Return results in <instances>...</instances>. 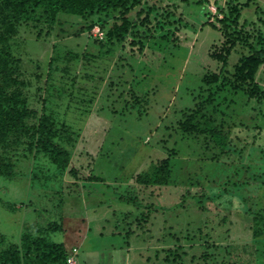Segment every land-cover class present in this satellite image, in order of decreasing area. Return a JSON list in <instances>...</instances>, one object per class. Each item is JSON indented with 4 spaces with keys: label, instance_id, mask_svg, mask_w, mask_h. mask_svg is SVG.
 Wrapping results in <instances>:
<instances>
[{
    "label": "rangeland",
    "instance_id": "rangeland-1",
    "mask_svg": "<svg viewBox=\"0 0 264 264\" xmlns=\"http://www.w3.org/2000/svg\"><path fill=\"white\" fill-rule=\"evenodd\" d=\"M196 1L188 0L189 5L182 10L186 26L175 31L179 39L177 42L172 40L171 33L155 32L158 37L164 33L165 42L158 39L152 45L146 44L142 54H133L129 47L108 55L101 53L98 45L92 42L93 37H90H95L97 28L90 31V36L89 33L78 37L66 35L72 32L66 19L61 24L65 31L60 32L58 26L50 36L43 32L41 37H37L30 23L19 28L10 44L13 54L20 58L21 75L27 82L24 89L26 96L39 110L41 100L38 97L49 98L53 102L49 110L59 115L61 125L74 132L70 136L76 142L71 148L67 144L65 146L71 158L69 167L62 173L56 172L51 165H45L43 159L24 160L18 157V180H0V233L14 240L19 230L28 225L27 221L42 227L53 221H62L65 231L56 232L51 238L64 242L68 248L77 246L79 255L76 259L79 264L82 258L88 264H156L154 249L166 248L169 243H173L171 237H162V232L160 234L157 229H153L163 219L170 224L175 218L180 231L185 229L188 218L189 221L197 222V225L203 224L206 219L208 224L204 232H212V238H215L208 241L221 245L216 251L212 247L208 249L213 257L204 263L199 258L204 251L203 242L197 240L185 264H219L225 247L233 243L241 245L246 241L251 242V231L247 228L249 220L231 213L228 220L222 223L214 213L219 203L213 201L208 202L207 206L214 212L205 215L194 207L180 210L179 218L174 217L175 210L165 215L152 214L153 225L145 230L138 229V233L135 229L140 237H131L129 245L124 244V231L129 221H122L121 212L133 210V214H138L139 211L121 203L117 197L124 193L128 184H136L130 181L135 173L146 169L150 162L156 163L165 157L167 150L175 145L179 185L181 177L186 176L184 171L195 172L201 167L212 172L215 168L213 156L217 157L220 152L213 142L204 137L181 136L165 127L174 126L182 119V113L188 112L211 90V86L202 81L203 75L208 70L218 72L221 66L208 58L211 44L219 41L220 36L206 23L216 22L225 0H207L202 5H196ZM177 2L147 0L144 6L168 4L172 7ZM255 6L264 11V0H252L243 11L242 18L248 22L256 21ZM261 15L264 17V14ZM134 17L135 14H131V18ZM261 29L264 31V25H261ZM69 53L78 54L79 59L70 60ZM241 53L246 54L247 50L240 46L232 52L226 68L230 73ZM52 57L55 61L51 65ZM230 73H225V76ZM220 74L223 75V72ZM258 79L264 86V66L258 73ZM223 96L218 97L221 106L217 122L226 123V132L236 144L240 137L251 138L247 130L253 129L254 134L258 132L256 141L259 147L248 149L247 146L244 152L250 156L247 163L259 162L262 155L260 143H264V101L251 100L246 103L231 93L225 98ZM61 99L63 101L60 104ZM145 99L149 101L143 104ZM162 139L169 140L170 144H165ZM226 157L223 156L224 159ZM228 159L231 160V157ZM36 166L44 173L40 174ZM73 168L77 178L70 172ZM91 175L96 176L93 189L82 184V179ZM73 183L80 187H74ZM133 186L135 188L132 191L139 195V209L141 207L142 210L145 209L143 205H149L151 201L156 207L170 202L168 207L172 208L177 202L176 197L184 191L177 185L166 187L163 191ZM61 190L65 193L62 198L59 196ZM88 190H92L91 194ZM237 193L242 198H248L250 194L258 202V198L264 194V187L250 184ZM33 198L39 199V203L32 204ZM239 199L237 195L232 197L235 210L244 205ZM1 201L17 203L15 210L5 208ZM247 205L250 206L251 202L247 201ZM74 208L76 213L69 215ZM231 218L234 222L232 227ZM116 224L118 230L113 235L111 230L116 228ZM254 243L259 248L258 264H264V238ZM239 249L240 255L247 259L242 249ZM233 252L232 258L236 250Z\"/></svg>",
    "mask_w": 264,
    "mask_h": 264
},
{
    "label": "trees",
    "instance_id": "trees-1",
    "mask_svg": "<svg viewBox=\"0 0 264 264\" xmlns=\"http://www.w3.org/2000/svg\"><path fill=\"white\" fill-rule=\"evenodd\" d=\"M146 2L147 0H0L1 181L18 180L19 173L16 171L18 157L24 160L43 159L45 165L53 166L56 172H64L69 167L71 158L70 151L65 146L67 144L71 148L76 142V139L70 136L73 131L61 125L59 115L49 110L50 104L53 103L49 98L38 97L41 100L39 110V108H34L26 96L24 89L27 82L21 75L20 58L13 54L10 44L19 28L30 23L32 29L36 30L37 37H41L43 32L50 36L58 26L60 32L65 31L61 24L63 25L62 20L66 19L69 29L72 30L66 35L78 37L83 33H89L90 36V31L99 26L103 36L90 37H93L92 42L98 45L101 53L106 55L116 50L123 51L125 47H129V51L133 54L135 52L142 54L147 47L146 44L152 45L159 41L158 39L165 42L166 35L163 33L162 37H158L155 32L158 34L160 32L171 33L172 40L177 42L179 39L175 31H180L186 26L182 10L189 5L188 0H178L172 7L168 4H153L145 7ZM205 2L207 0H197L195 4L202 5ZM251 2L252 0H225L224 6L219 9L220 13H218L222 15V18L217 17L215 23H206L220 36L219 41L211 44L210 52H207L209 60L219 63L220 69L218 72L206 71L202 81L207 86H211V90H208L207 94L188 112L182 113V119H179L174 126H165L181 136L204 137L205 140L213 142L220 150L217 157L213 156L215 168L212 172L205 171L201 167L195 172L184 171L186 176L181 177L178 185L176 173L178 164L175 162L177 148L174 145L167 150L165 157L156 163L150 162L146 169L135 173L130 181L135 182L136 184L133 185L138 188L163 191L166 187L177 185L184 191L176 197L177 202L172 208L168 207L170 202L156 207L151 201L149 205H143L145 209L142 210L141 207L139 209V195L132 191L135 186L132 183L128 184L124 193L117 199L123 204L130 205V208L135 207L139 213L133 214V210L121 212L122 221L124 223L129 221L124 231V244L129 245L128 240L131 237L134 239L140 237L137 234L138 229L145 230L149 225H153L152 214L165 215L166 212L175 210L174 217L179 218L180 210L186 211L194 207L205 215L207 212H214L207 206L208 202L217 201L219 204L215 207L217 210L214 213L222 223L228 220L229 214L234 213V216L249 220L250 224L247 228L251 231V242L246 241L241 245L233 243L228 248H224L222 255L218 253L217 256L220 255L221 258L219 264H258L259 248L254 241L264 238V194L256 202L252 195L249 194L248 198H242L243 196L238 195L237 192L250 184L258 188L264 187V143H260L262 147L260 161L247 163V158L250 156L244 150L247 146L248 149L259 147L256 141L259 137L258 132L254 134L253 129L247 130L252 135L251 138L248 140L240 137L239 139V136H236L239 139L236 144L226 132V123L217 122V113L221 106L218 97L221 95L225 98V95L231 93L233 96L244 99L246 103L251 100L264 101V86L258 81V73L264 66V31L261 29V25H264V17L261 13L264 14V11L255 6L257 20L248 22L247 19H243V11L250 6ZM133 13L135 14L134 19L131 18ZM70 19L75 21L71 22ZM237 46L247 50V53H241L230 73L226 68ZM51 59L50 64L52 65L55 59L53 57ZM69 59H79V56L69 53ZM219 72H223V75ZM225 73L231 75L226 77ZM148 101L145 99L143 104ZM162 140L165 144H170L169 140ZM224 155L227 156L225 159ZM229 157L231 160L228 159ZM36 169L40 174L44 173L40 167L36 166ZM70 172L76 177L75 168ZM34 175L36 176V173ZM95 180L96 176L91 175L85 180L83 178L82 184L93 189ZM73 185L80 187L79 184L73 183ZM66 189L69 194V184L66 185ZM237 189L239 191H236ZM91 191L88 193L91 194ZM64 195V191L61 190L59 196L62 198ZM235 195L238 199L240 197L244 204L241 209L235 210L234 208L232 197L234 198ZM38 200L33 198L31 203H39ZM247 201L251 202L250 206L247 205ZM1 204L13 211L17 203L1 201ZM62 204L65 205V202ZM71 211L69 215L76 213V208ZM163 220L161 223L157 222L158 224L156 227L153 226L155 227L153 229H157L160 234L162 232V237H171L173 243L172 245L169 243L166 248L154 249L156 264H185L197 240L203 242L204 251L199 258L204 263L213 257V253L208 252V249L212 247L215 250L221 247L220 244L208 241V239L215 240V238H212V232L208 234L204 232L205 225L208 224L206 219L203 224L197 225V222L189 221L188 218L183 231H180L175 218L170 224ZM27 223V226L19 230L14 240L0 233V264H68V258L74 259L75 264H79L76 259L79 255L77 246L68 248L64 242L51 238L54 233L65 231L62 221H53L46 227L28 221ZM233 223L231 218V227ZM114 227L116 228L111 230L113 235L118 230V224ZM239 247L247 259L240 255ZM73 249H76V252ZM233 250H236L234 258L231 257L234 254ZM80 264H88V262L82 258Z\"/></svg>",
    "mask_w": 264,
    "mask_h": 264
},
{
    "label": "built area",
    "instance_id": "built-area-1",
    "mask_svg": "<svg viewBox=\"0 0 264 264\" xmlns=\"http://www.w3.org/2000/svg\"><path fill=\"white\" fill-rule=\"evenodd\" d=\"M95 28H97L98 30L94 33V35L95 36L98 35V36L102 37L103 36V32L100 30V28L99 27H95ZM73 251L76 252V249H73ZM68 264H75L74 259L68 258Z\"/></svg>",
    "mask_w": 264,
    "mask_h": 264
},
{
    "label": "clouds",
    "instance_id": "clouds-1",
    "mask_svg": "<svg viewBox=\"0 0 264 264\" xmlns=\"http://www.w3.org/2000/svg\"><path fill=\"white\" fill-rule=\"evenodd\" d=\"M219 15H220V17H221V14H218V17H219ZM96 27H97V26H96ZM94 28H95V27H94ZM94 28H93V29H94Z\"/></svg>",
    "mask_w": 264,
    "mask_h": 264
}]
</instances>
